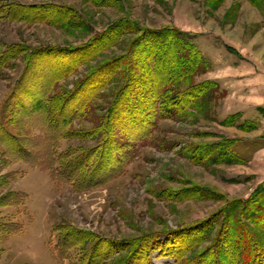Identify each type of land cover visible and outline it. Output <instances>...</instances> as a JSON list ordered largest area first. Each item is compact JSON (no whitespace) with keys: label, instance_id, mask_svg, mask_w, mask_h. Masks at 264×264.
<instances>
[{"label":"rangeland","instance_id":"374dc122","mask_svg":"<svg viewBox=\"0 0 264 264\" xmlns=\"http://www.w3.org/2000/svg\"><path fill=\"white\" fill-rule=\"evenodd\" d=\"M56 10L68 12L71 20L64 25L51 21ZM163 28L187 33L181 39L194 44L205 60L186 85L216 83V97L202 110L190 108L185 117L160 118L152 136L130 148L133 158L123 162L112 154L102 174L106 179L110 169L118 172L89 189L63 182L51 171L18 159L12 141L4 138L0 151H6L7 163L0 162V175H9L10 181L0 188V194L21 191L27 200L21 207H0V224L20 225L15 232L0 234V264H78L85 255L81 246L69 250L65 260L57 255L60 228L67 226L108 239L99 241L100 252L115 249L120 241H142L151 234H159L156 242L167 244L175 238L169 233L178 229L183 233L178 241L188 238L187 244L194 245L197 239L192 234L204 228L200 221L228 200L248 198L264 183V0H0V58L11 46L27 49L0 65V123L23 142L33 158H44L47 149L58 159L70 149L79 153L96 147L100 136L61 138L53 132L56 128L49 130L46 113L37 101L48 90L63 98L105 62L127 61L134 39ZM92 39L96 40L89 44ZM160 42H155L158 48L164 46ZM140 47L147 53L149 44ZM34 53L38 56L27 68L28 57ZM145 59L138 57L139 63ZM69 64L71 72L56 81L54 88L44 86ZM101 80L102 76L97 84ZM92 87L90 92L96 91ZM16 89L18 94L13 97ZM118 89L111 81L97 91L70 127L97 126ZM5 105L9 110L5 111ZM11 117L19 122L8 124ZM228 117L236 123L225 125ZM244 121L246 129L237 125ZM204 142L223 143L231 161L194 162L189 158L192 150ZM235 157L241 161L232 162ZM202 186L224 197H180ZM170 195L180 196L171 199ZM94 244V238L87 240V249ZM210 244L206 240L193 246L190 256ZM126 247L105 264H115L114 259L131 248ZM164 247L146 251L148 257L141 264L174 263L173 256L163 254Z\"/></svg>","mask_w":264,"mask_h":264},{"label":"trees","instance_id":"16d2710c","mask_svg":"<svg viewBox=\"0 0 264 264\" xmlns=\"http://www.w3.org/2000/svg\"><path fill=\"white\" fill-rule=\"evenodd\" d=\"M54 12L55 16L51 18V21L55 23L64 25L71 20L72 15L69 17L68 12L58 10ZM183 36L188 35L170 28L149 31L143 37L134 39L132 52L129 54L127 61L118 60L117 63L112 60L105 62L98 69L91 71L73 89L66 91L63 98H60L57 94H49L48 90V93L43 95L42 101H37V107H41L40 109L46 113L45 124L48 125L49 130L56 128L53 129V132L59 133L58 137L61 138L84 139L100 136L101 141L96 147L79 153L70 149L60 154L58 159L51 155V151L47 149L44 158L41 156L33 158L32 153L24 149L26 147L23 142L12 132L7 131L6 125L1 123L0 142L2 143L4 138L9 137L18 159L51 171L54 176L56 175L63 182L84 186V189L102 185L118 172L116 169H110L106 179H104L105 175L102 174L112 154H116L119 161H129L133 158V152L130 148L135 147L137 142L151 137L160 118L185 117L190 108L202 110L205 105L211 102L212 98L216 97L214 95L216 83L207 81L200 84L186 85V82H190L192 76L201 69V64L205 60L194 44L181 39ZM160 39V43H164V46L158 48L155 42ZM95 40L92 39L89 44ZM146 44H149L147 53H144L145 48L138 49ZM6 50L7 53L4 51L5 53L3 52L0 58V65H4L9 60L27 52L25 47L16 45ZM41 51L44 50L38 52ZM49 51L53 53L54 49H49ZM35 52L37 53V51ZM36 53L28 57L27 68L31 65L30 62L33 58L38 56ZM59 55L61 54L58 53ZM131 55L133 56L131 57ZM138 57L140 61L146 59L139 63ZM88 59L85 58L84 60ZM147 59H150L152 64L151 62L147 64ZM71 66V64L67 65L65 67L66 71L58 76H53L50 82L46 81L44 83V86L54 88L56 81L71 72ZM138 71L141 72V75L137 74ZM24 75L22 76L24 77ZM100 76H102V80L97 84ZM22 79L20 78L18 81L21 84L20 86L23 85ZM111 81L117 83L119 89L112 97L109 105L105 107V113L98 119L97 126L92 129H74L70 127L74 117L85 109L87 101ZM87 84H89V90L84 88ZM183 85L187 87H183ZM20 86L18 89L21 88ZM91 87L96 91L90 92ZM18 89L15 92L13 91V97L18 94ZM8 106L5 105V111L9 110ZM17 122H19L18 118L11 117L8 119V124ZM223 123L233 125L236 122L228 117ZM245 124L246 121L240 124L237 123L243 129H246ZM222 144L220 142L214 144L200 143L192 150L189 158L196 163L206 165L230 162V156H227V150L222 147ZM5 152L0 151V162L3 164L7 163L4 158V155L6 156ZM236 161H241V159L232 158V162ZM9 181V175H0V188L8 185ZM196 189L195 193L179 196L213 199L220 197V195L222 198L224 197V194L211 187L202 186ZM179 196L170 195V197H167L177 199ZM26 200V193L8 190L0 194V207H21ZM219 210L200 221L202 223H200V226L204 228L202 231L192 234L193 238L197 239L194 245L189 246L187 244L188 238L187 241L183 242L184 244L180 243L177 237L181 231L178 229L174 230L173 233H169V236L175 238L174 241H168L167 244L156 242L159 234H151L147 235L142 241L138 239L120 241L118 244L116 243L115 249L100 252V250L98 251L99 241L107 240L109 242L108 239L104 240L85 229L67 226L60 228L61 232L56 244L57 255L65 260L68 258L69 250L81 246L80 248L85 255L78 264H105L111 256L120 255L126 251V248H128L126 246L129 245L131 248L128 253L116 257L114 263L141 264L144 261L146 262L148 257L146 251L150 252L153 247L161 248L165 246L162 252L167 256H173L175 261L172 264H264V183L259 185L248 198L228 200L227 204ZM233 225H236V229ZM196 228L189 229L194 230ZM19 229L20 225L15 222L7 221L0 224V234L15 232ZM92 238L95 239V244L87 249L86 241ZM206 240H210L211 244L190 256L193 246H197ZM148 263L151 264V262Z\"/></svg>","mask_w":264,"mask_h":264}]
</instances>
